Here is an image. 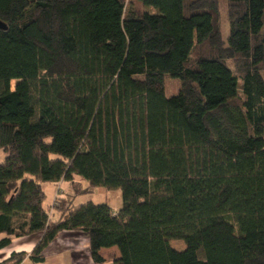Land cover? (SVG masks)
<instances>
[{
  "label": "trees",
  "instance_id": "16d2710c",
  "mask_svg": "<svg viewBox=\"0 0 264 264\" xmlns=\"http://www.w3.org/2000/svg\"><path fill=\"white\" fill-rule=\"evenodd\" d=\"M226 1L227 44L221 0H0V251L42 234L43 264L81 231L96 264H264V0ZM75 177L120 211L59 199L52 221L43 184Z\"/></svg>",
  "mask_w": 264,
  "mask_h": 264
},
{
  "label": "crops",
  "instance_id": "0c3cea01",
  "mask_svg": "<svg viewBox=\"0 0 264 264\" xmlns=\"http://www.w3.org/2000/svg\"><path fill=\"white\" fill-rule=\"evenodd\" d=\"M78 179H80L78 177ZM75 183V182H74ZM74 186L72 183L61 181L57 184L49 183L48 186H43L46 193V200L43 207L46 212L54 205L56 199H66L74 204L75 197L68 199L70 196V188ZM87 189V188H86ZM85 189V190H86ZM81 193V192H80ZM49 201L47 207L46 202ZM79 206V205H78ZM114 214H117L121 207H111ZM60 218V214L54 209L51 217L52 221H57ZM42 238V234H34L30 236L14 238L8 248L0 251V264L8 260L14 253H25L27 254L26 259L22 264H34L29 259V256L34 251L35 247ZM108 253H114V258L120 257L119 250L117 248L103 249L101 255L105 260V264H108L112 258H108ZM43 264H96L90 249V240L81 231H65L62 232L46 249L45 251V262Z\"/></svg>",
  "mask_w": 264,
  "mask_h": 264
},
{
  "label": "rangeland",
  "instance_id": "374dc122",
  "mask_svg": "<svg viewBox=\"0 0 264 264\" xmlns=\"http://www.w3.org/2000/svg\"><path fill=\"white\" fill-rule=\"evenodd\" d=\"M220 27L222 32L223 41L227 44L229 36H230V22L228 16V3L226 0H221L220 5ZM134 10L137 13L150 12L156 13V10L153 8H147L138 2H127L126 15ZM229 65L234 69V65L232 62H229ZM264 77V72H263ZM13 88L15 87V82L12 83ZM164 88L165 94L168 98L175 96L180 88L181 84L179 80L173 79L169 76H166L164 79ZM6 155L3 150H0V164L5 161ZM74 182L72 185L74 186L70 188L71 193L68 196V199H72L75 197L74 204L76 206L84 205L86 203L92 202L95 205H108L110 207L116 208L122 206V194L120 190L110 191L106 188H90L88 183L83 179H78V177L74 178ZM49 183H44L43 186H48ZM87 188V189H86ZM86 189V191H85ZM85 191V192H84ZM81 192V193H80ZM83 192V193H82ZM50 199L46 202L45 206L49 204ZM55 203V202H54ZM50 211V210H49ZM4 235H0V239L3 238ZM171 246L178 251H183L185 249V243L183 241H172ZM114 253H108L107 257L112 258V260L108 263H112L114 258Z\"/></svg>",
  "mask_w": 264,
  "mask_h": 264
},
{
  "label": "built area",
  "instance_id": "2783aa9c",
  "mask_svg": "<svg viewBox=\"0 0 264 264\" xmlns=\"http://www.w3.org/2000/svg\"><path fill=\"white\" fill-rule=\"evenodd\" d=\"M57 205H58V199L55 200L54 205H53L52 208L50 209V211H49V217H52V215H53V210H54V208H55Z\"/></svg>",
  "mask_w": 264,
  "mask_h": 264
},
{
  "label": "water",
  "instance_id": "95a60500",
  "mask_svg": "<svg viewBox=\"0 0 264 264\" xmlns=\"http://www.w3.org/2000/svg\"><path fill=\"white\" fill-rule=\"evenodd\" d=\"M0 29L1 30H7L8 29V26L3 24L2 22H0Z\"/></svg>",
  "mask_w": 264,
  "mask_h": 264
}]
</instances>
